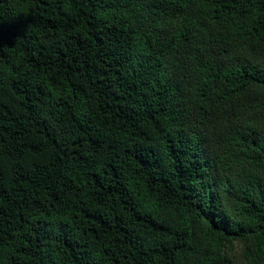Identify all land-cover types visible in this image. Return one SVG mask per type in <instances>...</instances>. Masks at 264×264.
<instances>
[{
	"label": "trees",
	"instance_id": "obj_1",
	"mask_svg": "<svg viewBox=\"0 0 264 264\" xmlns=\"http://www.w3.org/2000/svg\"><path fill=\"white\" fill-rule=\"evenodd\" d=\"M243 263L264 0H0V264Z\"/></svg>",
	"mask_w": 264,
	"mask_h": 264
},
{
	"label": "rangeland",
	"instance_id": "obj_2",
	"mask_svg": "<svg viewBox=\"0 0 264 264\" xmlns=\"http://www.w3.org/2000/svg\"><path fill=\"white\" fill-rule=\"evenodd\" d=\"M234 253H235V256H236V258L238 260H240V261L243 260V256H242V253L240 251V246L239 245L236 246ZM243 264H247V263H243Z\"/></svg>",
	"mask_w": 264,
	"mask_h": 264
}]
</instances>
